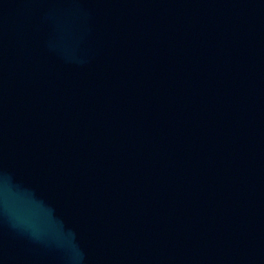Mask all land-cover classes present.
I'll list each match as a JSON object with an SVG mask.
<instances>
[{
	"label": "water",
	"instance_id": "1",
	"mask_svg": "<svg viewBox=\"0 0 264 264\" xmlns=\"http://www.w3.org/2000/svg\"><path fill=\"white\" fill-rule=\"evenodd\" d=\"M0 264H264V0H0Z\"/></svg>",
	"mask_w": 264,
	"mask_h": 264
}]
</instances>
